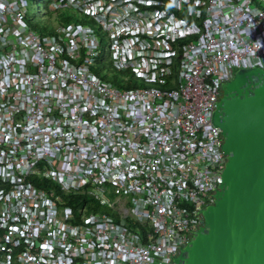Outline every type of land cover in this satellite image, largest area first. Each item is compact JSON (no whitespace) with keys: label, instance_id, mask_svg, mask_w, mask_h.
Masks as SVG:
<instances>
[{"label":"built area","instance_id":"obj_1","mask_svg":"<svg viewBox=\"0 0 264 264\" xmlns=\"http://www.w3.org/2000/svg\"><path fill=\"white\" fill-rule=\"evenodd\" d=\"M28 7L0 0V264H174L221 182V85L264 68V0H48L44 29Z\"/></svg>","mask_w":264,"mask_h":264},{"label":"water","instance_id":"obj_2","mask_svg":"<svg viewBox=\"0 0 264 264\" xmlns=\"http://www.w3.org/2000/svg\"><path fill=\"white\" fill-rule=\"evenodd\" d=\"M221 90L211 116L226 155L221 182L174 264H264V68L235 70Z\"/></svg>","mask_w":264,"mask_h":264},{"label":"rangeland","instance_id":"obj_3","mask_svg":"<svg viewBox=\"0 0 264 264\" xmlns=\"http://www.w3.org/2000/svg\"><path fill=\"white\" fill-rule=\"evenodd\" d=\"M58 13L61 16L73 14L70 9H63ZM28 14L31 16V20L29 22L37 29L40 27L44 29L45 27L51 26L56 21V15L48 9V0H29ZM103 42L104 44L106 43L105 40H103ZM104 54V52L101 53V55ZM104 68V72H107L110 75L114 73L113 75L115 76L113 77L118 79L116 73L111 70L106 63L104 64Z\"/></svg>","mask_w":264,"mask_h":264},{"label":"trees","instance_id":"obj_4","mask_svg":"<svg viewBox=\"0 0 264 264\" xmlns=\"http://www.w3.org/2000/svg\"><path fill=\"white\" fill-rule=\"evenodd\" d=\"M98 66H100V65H98ZM93 71L96 73V74H98L97 73V71H96V69H94L93 68ZM116 73V75H117V77H118V79H116L115 77H113V76H115V75H111V81H113L114 83H116V84H118L119 85V87H122V85H121V81H120V73L119 72H115ZM99 75V74H98ZM109 79V78H108ZM130 81H132L131 79H130ZM128 85L130 84L129 82L127 83ZM34 183L38 186V187H42V188H45V189H53V191H55V195H58L59 197H60V199L64 202V203H66L67 205H69V206H72V207H75V205H76V203H77V199H83L84 200V202H88L89 200L88 199H86L85 197H74V196H64L61 192H60V189L58 188V186L56 185V184H54V183H52V182H50V181H47V180H39V179H35L34 178ZM91 203V206H90V208H94L95 210H100V207H98L97 205H96V203L94 202V201H90Z\"/></svg>","mask_w":264,"mask_h":264},{"label":"clouds","instance_id":"obj_5","mask_svg":"<svg viewBox=\"0 0 264 264\" xmlns=\"http://www.w3.org/2000/svg\"><path fill=\"white\" fill-rule=\"evenodd\" d=\"M263 68V67H262Z\"/></svg>","mask_w":264,"mask_h":264}]
</instances>
